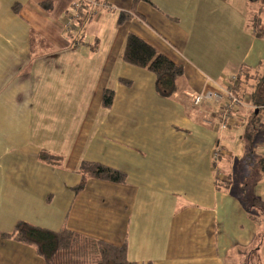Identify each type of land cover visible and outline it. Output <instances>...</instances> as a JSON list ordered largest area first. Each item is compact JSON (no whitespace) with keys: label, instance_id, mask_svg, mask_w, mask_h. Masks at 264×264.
<instances>
[{"label":"crops","instance_id":"obj_1","mask_svg":"<svg viewBox=\"0 0 264 264\" xmlns=\"http://www.w3.org/2000/svg\"><path fill=\"white\" fill-rule=\"evenodd\" d=\"M72 1L0 0V233L19 221L67 227L126 242L138 264H238L239 249L260 244L264 256V213L252 205L264 200V105L246 92L248 104L222 130L216 102L194 103L232 84L243 65L264 61L248 0H142L124 23L119 15L133 0H108L111 8L67 32ZM33 30L45 40L34 51ZM129 32L183 66L175 96L123 60ZM105 88L115 91L110 108ZM42 150L61 161H43ZM85 160L118 168L126 180L90 178L75 193ZM0 264L45 260L0 236Z\"/></svg>","mask_w":264,"mask_h":264},{"label":"trees","instance_id":"obj_2","mask_svg":"<svg viewBox=\"0 0 264 264\" xmlns=\"http://www.w3.org/2000/svg\"><path fill=\"white\" fill-rule=\"evenodd\" d=\"M142 0H133L132 10L120 13L118 21L124 23L133 13H137L136 5ZM248 24L255 29L256 35L264 37V23L261 13L264 10V0H248ZM18 5H16V8ZM45 43L36 31H31V50L37 41ZM125 62L149 70L156 76L155 88L163 96H175L179 91V83L184 75L183 66L175 63L166 54L157 49L153 44L134 32H129L126 46L122 55ZM121 81L130 85L131 80L121 78ZM236 95L244 97L246 92L252 94L251 101L256 108L264 105V61L259 66L252 68L243 65L237 78L232 83ZM261 92V93H260ZM115 96V91L105 88L102 93L103 105L110 108ZM43 161L57 164L61 157L47 150L40 152ZM81 179L73 189L75 193L83 190L90 178H98L114 182L126 180V173L118 168L109 166L99 161L85 160L79 167ZM224 186L227 182H219ZM252 205L264 213V200L255 197ZM260 239L264 242V230L260 231ZM2 238H11L21 243L33 246L36 252L43 257L45 264H138L128 257L126 242L117 245L102 239H96L63 227L59 230L34 225L19 221L12 231L0 233ZM261 244L256 247L239 249L238 264H264ZM147 264H166L148 262Z\"/></svg>","mask_w":264,"mask_h":264},{"label":"built area","instance_id":"obj_3","mask_svg":"<svg viewBox=\"0 0 264 264\" xmlns=\"http://www.w3.org/2000/svg\"><path fill=\"white\" fill-rule=\"evenodd\" d=\"M108 0H73L65 16V30L72 32L78 26V22L87 15H96L102 7L111 8ZM236 77H232L235 79ZM204 100H213L219 105V127L222 130L230 128L233 123V115L236 108L248 104V100L235 94L232 84H228L221 91L207 90L194 97V103L200 104ZM222 151V150H221ZM220 150L217 151L218 156Z\"/></svg>","mask_w":264,"mask_h":264},{"label":"rangeland","instance_id":"obj_4","mask_svg":"<svg viewBox=\"0 0 264 264\" xmlns=\"http://www.w3.org/2000/svg\"><path fill=\"white\" fill-rule=\"evenodd\" d=\"M82 27H84V25H82ZM83 29V28H82ZM240 164H241V162H240ZM236 173V176L237 175H239V176H242V174H243V171L241 172V170L240 171H238V172H235Z\"/></svg>","mask_w":264,"mask_h":264}]
</instances>
